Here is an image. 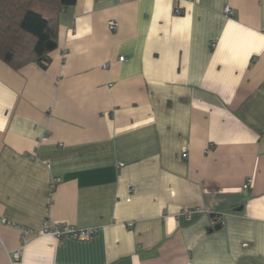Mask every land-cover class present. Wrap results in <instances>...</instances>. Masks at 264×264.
Listing matches in <instances>:
<instances>
[{
	"label": "crops",
	"instance_id": "0c3cea01",
	"mask_svg": "<svg viewBox=\"0 0 264 264\" xmlns=\"http://www.w3.org/2000/svg\"><path fill=\"white\" fill-rule=\"evenodd\" d=\"M1 220L0 264H264V0H77L0 59Z\"/></svg>",
	"mask_w": 264,
	"mask_h": 264
},
{
	"label": "trees",
	"instance_id": "16d2710c",
	"mask_svg": "<svg viewBox=\"0 0 264 264\" xmlns=\"http://www.w3.org/2000/svg\"><path fill=\"white\" fill-rule=\"evenodd\" d=\"M77 0H0V59L15 69L45 64L58 47L60 15Z\"/></svg>",
	"mask_w": 264,
	"mask_h": 264
},
{
	"label": "built area",
	"instance_id": "2783aa9c",
	"mask_svg": "<svg viewBox=\"0 0 264 264\" xmlns=\"http://www.w3.org/2000/svg\"><path fill=\"white\" fill-rule=\"evenodd\" d=\"M177 14H180L179 10H176ZM225 13L228 16H232L234 14L233 10H231L230 8H226L225 9ZM109 28L112 31H117L118 29V23L116 21H111L109 22ZM125 58L121 57L120 61H124ZM57 182H60V180H57ZM251 180L248 181V183H250ZM0 223H7L5 220H1ZM97 229L95 228H88V229H79L76 228L74 226H54V227H46L44 230H42L40 232L39 235L41 236H54L56 238H65V237H71L74 239H80V240H86L89 239L90 237H92L93 235H95L97 233ZM22 256V251H18L16 253L13 254L12 259L13 261H19L21 259Z\"/></svg>",
	"mask_w": 264,
	"mask_h": 264
},
{
	"label": "water",
	"instance_id": "95a60500",
	"mask_svg": "<svg viewBox=\"0 0 264 264\" xmlns=\"http://www.w3.org/2000/svg\"><path fill=\"white\" fill-rule=\"evenodd\" d=\"M242 210V208H240V209H238V211H241ZM221 228V223H219V224H217L216 226H215V229L216 230H219Z\"/></svg>",
	"mask_w": 264,
	"mask_h": 264
}]
</instances>
